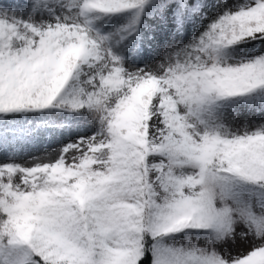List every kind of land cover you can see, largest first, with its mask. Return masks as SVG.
I'll return each instance as SVG.
<instances>
[{"label": "snow or ice", "instance_id": "obj_1", "mask_svg": "<svg viewBox=\"0 0 264 264\" xmlns=\"http://www.w3.org/2000/svg\"><path fill=\"white\" fill-rule=\"evenodd\" d=\"M0 264H264V0H0Z\"/></svg>", "mask_w": 264, "mask_h": 264}]
</instances>
